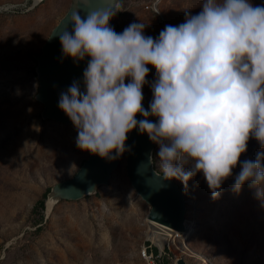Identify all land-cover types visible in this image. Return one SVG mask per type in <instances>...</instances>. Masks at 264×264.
<instances>
[{
  "label": "rangeland",
  "instance_id": "374dc122",
  "mask_svg": "<svg viewBox=\"0 0 264 264\" xmlns=\"http://www.w3.org/2000/svg\"><path fill=\"white\" fill-rule=\"evenodd\" d=\"M119 1L110 26L119 33L142 22L144 34L154 39L166 25L183 23L186 11L198 14L203 3ZM72 2L45 0L33 9V0H0V264H147L141 251L151 240L150 208L132 188L125 161L96 195L64 201L52 213L39 208L52 187L73 178L90 154L77 147L73 127L43 120V107L35 99V55ZM251 3L264 6V0ZM148 67L143 96L150 104L156 69ZM157 152L158 146L155 160ZM260 152L264 149L250 139L241 161L255 160ZM239 171V166L233 169L217 199L203 174L189 181L191 188L182 187L197 214V232L188 246L198 258L170 240L163 264H178L182 258L188 264H205L201 258L208 264H264V205L247 184L239 194L233 191Z\"/></svg>",
  "mask_w": 264,
  "mask_h": 264
},
{
  "label": "clouds",
  "instance_id": "9594fccd",
  "mask_svg": "<svg viewBox=\"0 0 264 264\" xmlns=\"http://www.w3.org/2000/svg\"><path fill=\"white\" fill-rule=\"evenodd\" d=\"M83 4L85 15L75 11L58 35L65 58L87 60L82 84L74 81L58 102L77 131V147L115 159L139 129L158 146V160L149 157L158 177L187 188L203 174L217 199L239 166L233 191L247 184L264 205V152L241 161L250 139L264 149V6L203 0L198 14L186 11L183 23L166 25L154 39L142 22L118 33L112 10ZM149 65L156 78L145 109Z\"/></svg>",
  "mask_w": 264,
  "mask_h": 264
},
{
  "label": "water",
  "instance_id": "95a60500",
  "mask_svg": "<svg viewBox=\"0 0 264 264\" xmlns=\"http://www.w3.org/2000/svg\"><path fill=\"white\" fill-rule=\"evenodd\" d=\"M33 1L34 9L38 4L35 0ZM44 1L40 0V3ZM119 5H121L119 0H89L90 9L112 10L115 13L114 17L119 14ZM83 7V0H73L66 15L54 27L44 43L42 52L35 55L39 82L35 99L43 107L41 118L71 126L74 129L71 120L60 110L58 102L61 93L67 91L74 81L82 84L87 60L77 63L71 58H65L58 35L63 30L61 26L75 11ZM80 14L85 15L83 10ZM143 107L149 108L145 99ZM141 119L144 117L138 115L137 120ZM152 119L155 122V118ZM156 148L157 145L149 139L147 134H141L139 129H136L128 134L126 150L118 158L105 159L90 153L73 178L52 187L46 200L47 210L52 213L57 205L64 201H79L96 195L101 188L110 183L114 172L125 161L127 178L132 188L149 205L147 218L168 229L186 232L188 230V200L174 179L165 180L156 175L155 163H149L150 156L155 159ZM178 264H188V262L182 258L178 260Z\"/></svg>",
  "mask_w": 264,
  "mask_h": 264
},
{
  "label": "bare ground",
  "instance_id": "6f19581e",
  "mask_svg": "<svg viewBox=\"0 0 264 264\" xmlns=\"http://www.w3.org/2000/svg\"><path fill=\"white\" fill-rule=\"evenodd\" d=\"M36 3L39 5L40 0H35ZM181 182V181H180ZM180 182H178L177 184L181 187L182 190L187 189V188H191L190 184L188 183L187 188L185 187L184 184H180ZM182 185V186H181ZM184 187V189L182 188ZM185 193V191H184ZM187 195L185 194V198L188 200V198L190 197H186ZM193 197V196H192ZM193 202L190 200H188V214H191L190 216L187 215V219H188V230L185 232L184 230H173V229H168L166 227H163L162 225L149 220L148 218V225L149 228L151 229V240H153L154 243H156V245H158L160 247L161 250H166L167 246H170L168 243L170 240H174V241H179L181 243H183L185 245V247L183 246V249L185 248V250L191 251V253L196 256L198 258V255L196 253H194V251L191 250V248L188 246V242L190 241V239L192 238V236L197 232V224L194 221V219L197 218V214H193L196 213L195 211V207ZM196 205V202H195ZM198 213V212H197ZM192 215H193V219H192ZM197 221V220H196ZM147 247L148 244H146L142 251H141V256L143 257V259L147 262V264H153L150 262V258L147 252ZM178 248L180 249L179 245ZM201 258V257H200ZM205 264H208V261L205 260L204 258H201ZM177 264V263H176Z\"/></svg>",
  "mask_w": 264,
  "mask_h": 264
},
{
  "label": "built area",
  "instance_id": "2783aa9c",
  "mask_svg": "<svg viewBox=\"0 0 264 264\" xmlns=\"http://www.w3.org/2000/svg\"><path fill=\"white\" fill-rule=\"evenodd\" d=\"M152 13H156V11H151ZM148 247H147V252L150 258V262L153 264H163V260L165 257H167V252L166 250H161L156 243L153 242V240L149 241ZM176 264V263H175Z\"/></svg>",
  "mask_w": 264,
  "mask_h": 264
},
{
  "label": "trees",
  "instance_id": "16d2710c",
  "mask_svg": "<svg viewBox=\"0 0 264 264\" xmlns=\"http://www.w3.org/2000/svg\"><path fill=\"white\" fill-rule=\"evenodd\" d=\"M51 191V190H50ZM50 191L48 192V194L50 193ZM48 194L46 195V199L44 202H42L39 206V208H41L42 211H45L46 210V200H47V197H48ZM44 221V219L42 220Z\"/></svg>",
  "mask_w": 264,
  "mask_h": 264
}]
</instances>
